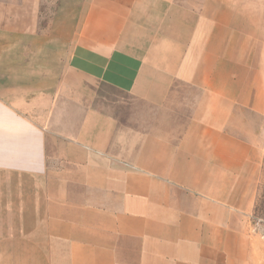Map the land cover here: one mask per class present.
Returning <instances> with one entry per match:
<instances>
[{"label":"crops","instance_id":"crops-1","mask_svg":"<svg viewBox=\"0 0 264 264\" xmlns=\"http://www.w3.org/2000/svg\"><path fill=\"white\" fill-rule=\"evenodd\" d=\"M47 3L0 0V58L38 52ZM85 4L59 77L0 84V264H264V92L230 75V0Z\"/></svg>","mask_w":264,"mask_h":264},{"label":"rangeland","instance_id":"rangeland-1","mask_svg":"<svg viewBox=\"0 0 264 264\" xmlns=\"http://www.w3.org/2000/svg\"><path fill=\"white\" fill-rule=\"evenodd\" d=\"M48 1L50 3L39 6L38 52L32 51L25 54L22 52L24 47L20 48V45H29V40L7 37L11 41L9 44L12 47L7 48L5 53L1 54L6 62V68L0 69V73L5 74H0V84L5 82L7 89L11 86L9 78L12 77H16L15 80L21 77L19 80L24 82V74L29 77L31 73L36 78L52 75L59 77L66 70L68 52L73 40L74 18L79 17L83 12L87 0ZM229 16L230 75L245 76L247 84L254 78L257 82L262 83L264 92V0H246L244 11L241 0L239 4L230 0ZM30 62H34L35 65L29 69ZM12 64L13 67L9 68ZM241 64L246 67L242 69ZM178 88L185 94L195 93L193 90L180 85ZM9 95V98L15 96V94H7V96ZM250 222L252 232L259 234L258 236L264 244L262 236L264 233V140L261 181Z\"/></svg>","mask_w":264,"mask_h":264},{"label":"built area","instance_id":"built-area-1","mask_svg":"<svg viewBox=\"0 0 264 264\" xmlns=\"http://www.w3.org/2000/svg\"><path fill=\"white\" fill-rule=\"evenodd\" d=\"M262 236H263V238H264V233H262Z\"/></svg>","mask_w":264,"mask_h":264}]
</instances>
